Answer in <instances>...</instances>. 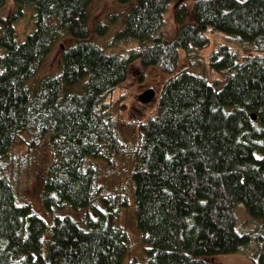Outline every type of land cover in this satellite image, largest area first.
<instances>
[{
    "label": "trees",
    "instance_id": "1",
    "mask_svg": "<svg viewBox=\"0 0 264 264\" xmlns=\"http://www.w3.org/2000/svg\"><path fill=\"white\" fill-rule=\"evenodd\" d=\"M96 1L14 0V13L2 20L0 264H141L125 263L129 239L116 224L128 202L103 197L97 185L98 165L113 166L123 150L109 100L135 62L169 77L156 115L139 127L133 183L136 222L148 246L142 264H215L234 254L264 264V0H194L191 7L184 0H114L127 10L113 44H136L127 54L93 40ZM172 4L179 28L167 38ZM7 5L0 0V11ZM29 6L36 29L20 43L16 22ZM109 28L101 24L96 33ZM214 34L256 52L239 57L228 44L214 52L212 70L227 72L221 87L181 70L182 52L209 48ZM64 38L74 43L62 54L61 74L32 89ZM23 135L31 150L49 142L55 156L43 187L44 215L20 203L4 165ZM68 208L86 212L80 220L62 216ZM243 211L251 228L239 226Z\"/></svg>",
    "mask_w": 264,
    "mask_h": 264
},
{
    "label": "rangeland",
    "instance_id": "2",
    "mask_svg": "<svg viewBox=\"0 0 264 264\" xmlns=\"http://www.w3.org/2000/svg\"><path fill=\"white\" fill-rule=\"evenodd\" d=\"M188 6H192L194 0L183 1ZM14 0H8L7 7L0 11V28L2 20L9 18L15 11ZM177 4H172L165 16L164 36L174 38L178 33V24L176 20ZM127 7L117 4L114 0H97L90 9L89 27L92 32V38L95 43L107 52L127 54L136 44H113L116 33L123 27V15ZM115 17L117 19H115ZM101 24L110 25L108 33L104 36L97 35L96 29ZM17 37L20 43H24L28 35L36 29V17L32 7L26 8L25 17L16 22ZM74 43L71 39H61L53 53L47 60V63L30 85L35 90V86L41 83L46 77H56L61 74L62 54ZM229 45L235 50L239 57L255 56L253 45H236L228 42L227 39L220 35H212V44L203 51H193L190 55L182 52L181 70H187L193 74L204 77L211 84L221 87L226 78V71H215L210 66L211 55L218 51L223 45ZM3 52L0 50V53ZM242 59V58H241ZM168 76L163 74L159 69L150 68L144 70L140 62L132 64L128 80L116 91L114 96L109 100L110 111L108 118L115 122L123 150L116 157L113 166L105 163L98 165V182L101 188L102 196L119 197L120 201L127 206L120 210L117 225L126 231L129 239L128 253L125 257V263L135 259L141 264L143 262L144 252L148 247L137 226L135 202H134V183L133 172L136 166V151L140 141L139 127L142 123L153 118L157 113V105L160 93ZM154 90L157 98L150 104L140 102V96L146 91ZM81 91V87L75 89ZM30 138L23 135L22 139L16 143L11 150L4 165L7 174L15 187L21 204H30L34 210L44 215L42 206L43 187L48 175L49 166L55 156L50 149L49 142H44L38 149L31 150L29 147ZM102 207L101 202L98 203ZM86 210L75 212L66 209L61 212L62 216L70 215L80 220L85 215ZM246 213H239V226L242 229L251 228ZM142 259V260H141ZM215 264H252L251 259L245 254H234L219 256L211 260ZM146 264V263H145Z\"/></svg>",
    "mask_w": 264,
    "mask_h": 264
},
{
    "label": "water",
    "instance_id": "3",
    "mask_svg": "<svg viewBox=\"0 0 264 264\" xmlns=\"http://www.w3.org/2000/svg\"><path fill=\"white\" fill-rule=\"evenodd\" d=\"M157 98V93L156 91L154 90H149V91H146L145 93H143L141 96H140V102L143 103V104H150L152 103L153 101H155ZM252 119L253 120H256L257 117L256 115H253L252 116Z\"/></svg>",
    "mask_w": 264,
    "mask_h": 264
}]
</instances>
